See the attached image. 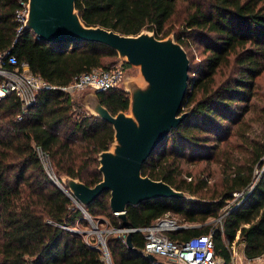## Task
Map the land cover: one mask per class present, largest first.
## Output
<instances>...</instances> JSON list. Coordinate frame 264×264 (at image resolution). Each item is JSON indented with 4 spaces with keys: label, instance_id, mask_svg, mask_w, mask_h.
<instances>
[{
    "label": "trees",
    "instance_id": "trees-1",
    "mask_svg": "<svg viewBox=\"0 0 264 264\" xmlns=\"http://www.w3.org/2000/svg\"><path fill=\"white\" fill-rule=\"evenodd\" d=\"M17 4L18 0H0V50L10 48L47 86L21 120L16 119L20 101L14 94L0 100V264H103L96 238L86 239L85 232L69 229L87 226L88 219L78 206L69 208L71 198L48 177L35 148L47 152L58 178L67 175L88 186L100 180L97 155L109 148L112 126L83 110L59 87L91 68L110 67L117 54L98 43L43 41L26 28L15 36ZM75 7L84 24L122 34L146 29L163 38L173 31L189 58V92L181 109L189 114L153 150L141 172L199 199L153 198L129 205L127 222L133 227L148 225L169 212L179 223L201 224L170 230L168 238L179 242L211 232L214 252L224 264L231 260L233 242H241L248 259L263 254L264 170L253 184L252 177L255 167L262 165L264 140L234 132L238 140L231 142L225 121H240V103H248L253 80L264 70V0H75ZM198 49L201 57L193 61L192 52ZM109 56L116 60L108 63ZM97 95L110 113L127 110L129 97L123 89ZM221 142L224 154L217 163L223 188L205 198V180L193 184L180 178L179 161L209 160ZM235 192H243L244 199L229 208L218 225L205 224L207 217L227 209ZM85 211L90 218L104 215L110 225H121L110 210L108 192ZM143 241L142 234L133 232L135 249H130L115 234L108 236L105 244L112 264H149L137 250Z\"/></svg>",
    "mask_w": 264,
    "mask_h": 264
},
{
    "label": "water",
    "instance_id": "water-1",
    "mask_svg": "<svg viewBox=\"0 0 264 264\" xmlns=\"http://www.w3.org/2000/svg\"><path fill=\"white\" fill-rule=\"evenodd\" d=\"M24 28L43 41L104 45L115 51L119 60L138 69V79L126 78L123 73L120 88L129 97L126 111L110 113L98 98L100 90L86 89L78 96V103L89 114L111 124L113 140L108 149L97 155L101 178L93 186L60 175L58 186L73 201L70 209L77 203L86 213V206L108 192L110 210L117 213L123 227L130 228L125 215L129 205L153 198L197 199L187 191L141 172L153 150L189 114L181 111L189 92V58L173 32L158 38L146 29L136 34H122L99 25H86L75 0H27ZM131 235L130 230L125 242L128 248L134 249ZM145 258L153 260L154 256L148 253Z\"/></svg>",
    "mask_w": 264,
    "mask_h": 264
},
{
    "label": "built area",
    "instance_id": "built-area-1",
    "mask_svg": "<svg viewBox=\"0 0 264 264\" xmlns=\"http://www.w3.org/2000/svg\"><path fill=\"white\" fill-rule=\"evenodd\" d=\"M26 12L27 0H18V4L13 12V20L16 25L15 36L24 29ZM124 64V61L118 59L108 68H91L88 71L74 75L70 83L59 88L68 92L73 98L79 92L86 89L102 91L116 88L122 81L125 71ZM46 86L45 80L40 75L31 72L25 61H18L16 56L11 53L10 48L0 50V100L7 94H14L19 99L20 108L16 114L17 120H21L28 108L35 102L38 92ZM85 111L88 112L87 110ZM35 151L48 177L58 185L59 178L54 172L47 152L38 146L35 148ZM243 199V192H235L232 202L227 203L225 207L227 209L218 216V219L229 208L237 205ZM75 204L78 206L77 203ZM113 214L117 216L116 212H113ZM85 217L88 220L90 219L86 213ZM187 227L190 226L185 223H179L169 212L156 218L152 223L139 227L131 226L130 228H126L122 225L113 226L109 224L107 228L97 232V243L102 252L103 264H112V261L105 244V239L102 237V232L115 234L126 244L125 236L130 230L132 233L138 232L142 234L144 239L143 245L137 250L143 256L148 253L154 256L153 260H149V264H224L222 258L214 252L211 232L194 235L179 242L171 240L166 235L170 230ZM69 229L81 233V230L75 228V226ZM261 256L262 254L257 257L260 258ZM229 264H233L232 257Z\"/></svg>",
    "mask_w": 264,
    "mask_h": 264
},
{
    "label": "rangeland",
    "instance_id": "rangeland-1",
    "mask_svg": "<svg viewBox=\"0 0 264 264\" xmlns=\"http://www.w3.org/2000/svg\"><path fill=\"white\" fill-rule=\"evenodd\" d=\"M173 32V31H171ZM193 55H191V59L193 61L199 60L201 57V54L198 50H194ZM116 60L115 56H109L107 59L108 63L113 62ZM125 66V77L126 78H134L138 79V69L131 66L126 65ZM123 87V81L117 86V88ZM85 91L79 92L75 99L78 103V96L82 95ZM79 104V103H78ZM243 107V115L240 118V121L238 123H231L228 121H225L229 126V131L231 132V135L229 136V140H232L231 142H236L235 140H238V138L233 134L244 132V136H247L252 139H258L260 141L264 140V70L254 78L253 80V86H252V96L248 103H240ZM244 104V105H243ZM80 105V104H79ZM81 106V105H80ZM82 107V106H81ZM246 108V109H245ZM83 110H86L82 107ZM245 109V111H244ZM215 141H210V143H214ZM225 144V142H221L219 144L220 150L218 153L216 150L213 149L212 158L209 160H196V161H187L186 159H180L179 165L181 169L180 178H183L186 182H192L193 184H197L199 179L205 180V187L202 189L201 194L205 198H210L216 196L221 190H222V174L220 173V170L218 168V160L222 159V155L224 152H222V147ZM225 151V148L223 149ZM264 170V154L262 156V165L261 167L258 165L255 167L253 171V177H252V184L255 182V180L258 178V176L262 173ZM188 173L191 174V176L187 175ZM194 198L199 199L198 195H193ZM232 199V198H231ZM230 199L229 202H232ZM88 220V225L84 226L82 224H76L75 228L80 229L81 232H85L86 239H92L96 238L98 240V234L97 232L100 230H103L109 226L110 220L107 216L104 215H98L96 219L90 218ZM91 222V223H90ZM180 223L188 224V226H199L201 223L199 221L193 222V223H187L182 222L180 220ZM205 224L211 223L213 226H216L220 223V219H218V216L214 217H207L204 221ZM113 234L110 233H103L102 237L103 239H106L108 236H112ZM237 238V237H236ZM231 257L233 260V264H264V256L261 257V259L255 258V261L251 262L253 259L246 258L242 253V244L241 242H233L231 247Z\"/></svg>",
    "mask_w": 264,
    "mask_h": 264
},
{
    "label": "crops",
    "instance_id": "crops-1",
    "mask_svg": "<svg viewBox=\"0 0 264 264\" xmlns=\"http://www.w3.org/2000/svg\"><path fill=\"white\" fill-rule=\"evenodd\" d=\"M262 256H264V254H262ZM261 256V257H262ZM259 257V256H258ZM258 257H255V258H258ZM261 257L260 258H258V259H261ZM255 258H252L253 260L251 261V262H253V261H255ZM251 260V259H250Z\"/></svg>",
    "mask_w": 264,
    "mask_h": 264
}]
</instances>
